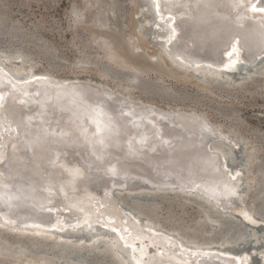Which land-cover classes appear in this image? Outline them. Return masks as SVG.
I'll list each match as a JSON object with an SVG mask.
<instances>
[{
    "label": "rangeland",
    "instance_id": "1",
    "mask_svg": "<svg viewBox=\"0 0 264 264\" xmlns=\"http://www.w3.org/2000/svg\"><path fill=\"white\" fill-rule=\"evenodd\" d=\"M152 23L143 0H0V61L12 69L21 60L23 74L29 70L58 79H90L132 102L173 112L174 118H181L178 113H195L207 119L225 141L217 140L224 152L229 151L227 172H234L236 180L242 179L237 204L220 213L203 203L206 199L199 195L174 188L116 191V203L136 223L176 234L188 245L204 250L228 247L240 252L252 248L261 258L264 59L259 57L249 64L240 58L238 66H251L242 71L232 69V75L223 80L197 68L190 72L156 43L159 33L165 31ZM198 63L204 64H194ZM232 212L245 224L255 226L239 222ZM31 231L35 233L13 231L0 224V236L6 241L19 238L45 243L48 264L64 261L53 255L51 245L55 244L66 247V264H120L119 256L128 264L118 251L122 250L120 244L105 231L100 230L95 238L92 233L57 237L47 231ZM5 263L47 264L37 253L0 248V264Z\"/></svg>",
    "mask_w": 264,
    "mask_h": 264
},
{
    "label": "bare ground",
    "instance_id": "2",
    "mask_svg": "<svg viewBox=\"0 0 264 264\" xmlns=\"http://www.w3.org/2000/svg\"><path fill=\"white\" fill-rule=\"evenodd\" d=\"M256 1L143 0V6H147L149 11L151 4L156 8L155 24L159 25L156 29L161 30L162 27L165 28V32L159 31V40H154L165 51L164 45L166 44L169 53L166 52L175 63L178 60L190 64L197 62H204L205 64L206 62L210 66L215 65L230 71L237 68V61L240 58L245 59L249 64L256 62L259 57L264 59V11L259 10L264 9V5H261L264 0H260L258 3ZM253 6L257 9L256 11H253ZM179 25L190 36L186 32L177 33V26ZM150 30L152 29L150 28ZM239 36L243 38L247 55L240 53V46L237 41ZM187 40L196 43H193L190 52L186 51ZM233 48L237 50L238 54L234 53L229 57L227 53L232 52ZM205 52L209 56L200 57ZM21 62V60L18 62L19 66L9 69L0 61V84H5L0 88V105H2L1 97L4 94H6L8 103V105L6 104L8 107L5 108L3 105L0 108V179L5 183L12 184L13 180H9L6 175L10 172L22 174L24 179L28 178L27 180L33 183L37 189L35 194L39 196L42 203L44 202V207L38 206L37 208L47 214L46 221L28 220L27 213L21 212L19 214L23 223L39 222L38 226H31L33 228L26 227L25 229L29 228L28 233L34 234L32 229H36L37 234H44L43 231L55 232L57 237H60L59 235L64 232L71 234L92 233V238H95L101 234L100 230L105 231L104 234L120 244L122 250L118 249V246L116 248L122 253L128 264H249L246 252L229 250L228 247L204 250L198 246L188 245L184 239L176 234L149 225L143 227L142 223H136L135 219L126 215L118 207L116 192L107 193L105 191L109 186L107 185L109 182L107 177H112L110 174L104 172L101 175L104 183L99 186L92 174L89 175L90 168L85 164L86 159L70 146L63 147L55 146L54 143H44L39 146L35 154L26 158V148L23 147L20 132L16 130L17 126H20L19 130L22 127L19 123L22 117L36 113L34 109L26 113L19 110L24 104V100L26 101L28 100L27 97L30 98L34 95L35 86L48 88L51 94L57 96L65 93L63 85L75 86L77 91L89 96L90 99H94L95 103L106 102L110 116L116 119L117 131L110 135L112 138H117L116 147L113 154L98 164L108 168L119 164L121 169L127 167L133 168V170H145L148 174H154L159 179L165 171L175 173L193 167L201 169L205 172L207 180L220 183L222 193L226 196V201L223 203L208 199H206L207 203H203L211 209L217 208L218 210H216L221 213L229 205L232 197L237 201L239 200V196L242 195H239L241 193L239 187L243 182L240 178L235 179L234 172L231 174L227 172L225 159L229 156V151L224 152L223 144L212 139H207L208 142L206 140L203 144H197L196 134L198 133L211 131L218 135L217 128L215 129L210 125V122L206 121L207 119L196 116L195 113H178L181 118H174L173 112L161 111L150 106L151 104L139 103L140 101L132 102L128 98H122L121 95L105 89L98 83L93 84L89 80L58 79L56 77L55 79L46 74L30 73L29 70L26 71L28 73L23 74L20 73L22 72L20 71ZM242 62L245 63V61ZM189 71L193 72L191 69ZM31 84H35V86L30 87ZM120 100L124 102L119 103ZM88 116L91 117L92 115ZM53 118H55L54 115ZM38 125L40 126V124ZM44 126L46 131L51 132L62 129L54 121H50ZM63 127H68V125ZM71 127L74 135L81 130V126L78 125ZM93 129L94 127L89 129L90 137L94 135ZM143 129H147L149 145L158 147V152L150 151L149 153L148 146L141 148L139 145L141 144ZM209 142L213 144V148L208 147ZM135 147L141 148V154L134 155ZM123 157H130V159L125 161L122 160ZM135 178H132L129 186L122 187L117 191L172 188L152 187V185L143 187L137 185L135 181H147L142 178ZM172 178L168 180L169 183L178 182L184 186H194L195 183H198V181L194 183L189 177L176 180ZM130 179L128 178V180ZM148 184L151 183L148 182ZM0 200L3 199L0 198ZM0 224L13 231L23 233V229H16L15 226L2 220H0ZM246 224L252 226V224ZM254 226L253 224L252 227ZM51 228H53L52 231H50ZM1 237L0 248L2 250L17 249L23 253L34 252L40 255L45 263L48 262L45 243L35 239H28L24 242L19 238L18 240L14 238L12 241H6ZM106 245L110 246L109 243H105ZM51 248L55 250L53 255L56 256V260L62 259L64 261L61 264H66L67 253L64 244L63 248L57 244L51 245ZM228 253L235 254L228 256ZM261 258L262 264H264V254L261 255ZM118 262L124 264L120 256Z\"/></svg>",
    "mask_w": 264,
    "mask_h": 264
},
{
    "label": "water",
    "instance_id": "3",
    "mask_svg": "<svg viewBox=\"0 0 264 264\" xmlns=\"http://www.w3.org/2000/svg\"><path fill=\"white\" fill-rule=\"evenodd\" d=\"M260 0H257L258 3ZM150 19L151 21H156V8L151 4L150 5ZM158 21V20H157ZM162 28V27H161ZM163 29V28H162ZM165 31V28L163 29ZM181 32H186L188 36H190L184 28L179 25L177 26V33L181 34ZM189 38V37H188ZM184 40V39H183ZM238 45L240 46V53H244L247 55V48L244 44L243 38L239 36L238 38ZM194 41L192 43L190 41H186L187 44V52H190ZM196 44V43H194ZM166 51L169 53V48L164 45ZM209 56L207 52L200 57ZM178 60V59H177ZM177 63L181 64L183 67H188V69L197 68L199 70L208 71L211 75H219V79L223 80L226 79L227 76H231L232 73L229 72L228 69L225 68H214L209 64H190L186 62H182L180 60ZM238 65V64H237ZM251 65L248 66H237V71H242L247 69ZM195 76L198 75L195 73ZM200 78V77H198ZM246 79V76L243 78ZM89 80L90 79H86ZM93 82V81H91ZM96 83L95 81L93 84ZM5 84H0V88H2ZM35 86V84H31L30 87ZM65 91L60 96L55 94H51L49 89H44L43 87H36V92L30 98L27 97L24 100V104L19 109L23 113L28 112L29 110H36V113L32 115H25L22 119L19 120V123L22 125L21 129L19 130L20 126H17L20 132V136L22 138L23 147L26 148L25 150V157H29L31 154H35L36 150L39 148L40 145L44 143L53 144L55 146H63V147H72L75 149V152L83 156L86 160V165L89 169V175L92 174L93 179L98 182L99 186H101L104 182L102 179V174L104 172L110 174L112 177L109 178V182L107 185V189L105 190L107 193H114L118 189L122 187L129 186L132 181V178L135 179H145L147 182H143L137 180V185L148 187V185H152V187L160 186V187H172L176 190H182L186 193H192L199 195L201 198L208 199L210 201H217V202H224L226 201V196L222 193L221 185L217 181H209L205 172L201 169L196 168H189L183 172H175L172 173L170 171H165L162 176L156 178L154 174L147 173L145 170H133V168H120L119 164L113 165L111 167H106L104 165L98 164L105 160L110 154H113V151L117 144V138H112L110 135L112 132L117 131L116 126V119L110 116L108 107L106 102L99 101L95 103L94 99H90L89 96L77 91L75 86H62ZM18 92V91H15ZM26 97V96H25ZM6 94L1 97L2 105H8L6 100ZM26 102V103H25ZM28 102V103H27ZM124 101H119L122 103ZM7 104V105H6ZM8 107V106H7ZM16 109V110H18ZM92 113V114H91ZM54 115L55 118L52 119ZM88 115H92L89 117ZM50 121L56 122V125L61 127L60 131H46V127L44 126L46 123L49 124ZM38 122V123H36ZM68 123V124H67ZM40 124V126L38 125ZM68 127H63L67 126ZM81 126V130L77 133H73L71 126ZM71 127V128H69ZM92 127L94 135L90 137V130ZM16 132V131H15ZM187 132V131H186ZM141 140L139 145L142 147L148 146V152L154 151L158 152L159 148L155 147V145H149V140L147 139V129H143L141 132ZM78 137V138H77ZM197 137V144H203L206 140H221L225 142L223 139L219 138L218 135L214 134L213 132H202V134H196ZM207 140V142H208ZM157 146V145H156ZM208 147L213 148V144L211 142L208 143ZM141 148H134V155L141 154ZM66 149V148H65ZM85 151V152H84ZM130 157L122 158V160H128ZM10 166V165H8ZM12 167V166H10ZM11 173V172H10ZM8 173L6 176L9 180H13L12 184L8 182H3L0 179V220L8 223L9 225H13L16 229H23L22 231L26 232L29 231L25 229L26 227H31L33 225H37L38 223H23L21 222L20 213L25 212L27 213L26 217L28 220L33 221H46V216L44 212L40 210V208L44 205L39 196L35 194L37 191L36 187L33 183H30V180L24 179L22 174L18 173ZM90 176V177H92ZM106 177V176H104ZM174 177V178H172ZM189 177L194 183V186H184L183 184H179L178 182L169 183L168 180L171 178L181 179ZM128 178H131L128 180ZM114 180L112 183L111 181ZM119 181V183H117ZM150 182L151 184H148ZM202 189V190H200ZM204 190V191H203ZM51 193V191H50ZM52 194V193H51ZM50 196V194H49ZM51 200H53V197ZM232 197V196H231ZM237 200L235 198L230 199V203L224 209H229L232 204H235ZM46 205V203H45ZM40 208H37V207ZM44 207V206H43ZM37 209V210H36ZM221 210V208H220ZM52 214L53 212L49 210ZM49 215V214H48ZM232 215L241 223L242 218L238 216L236 212H232ZM246 225V224H245ZM33 228V227H31ZM53 228L50 229L52 231ZM55 234V232H52ZM66 232L59 235L60 237H65ZM91 241V240H89ZM232 250V249H229ZM245 252L248 256L249 264H262V258L254 252L252 248L245 249Z\"/></svg>",
    "mask_w": 264,
    "mask_h": 264
},
{
    "label": "snow or ice",
    "instance_id": "4",
    "mask_svg": "<svg viewBox=\"0 0 264 264\" xmlns=\"http://www.w3.org/2000/svg\"><path fill=\"white\" fill-rule=\"evenodd\" d=\"M257 9L255 8V6H253V11H256ZM260 11H264V9H259ZM234 53H237V50L235 48H233L232 52H228L227 55L229 57H231ZM238 54V53H237Z\"/></svg>",
    "mask_w": 264,
    "mask_h": 264
}]
</instances>
